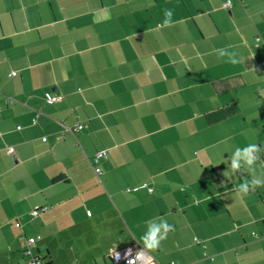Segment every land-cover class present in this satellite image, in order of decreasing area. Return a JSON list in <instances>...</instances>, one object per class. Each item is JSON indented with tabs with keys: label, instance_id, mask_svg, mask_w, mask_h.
Instances as JSON below:
<instances>
[{
	"label": "crops",
	"instance_id": "crops-1",
	"mask_svg": "<svg viewBox=\"0 0 264 264\" xmlns=\"http://www.w3.org/2000/svg\"><path fill=\"white\" fill-rule=\"evenodd\" d=\"M226 2L0 0V264H124L160 219L155 264H264V0Z\"/></svg>",
	"mask_w": 264,
	"mask_h": 264
},
{
	"label": "clouds",
	"instance_id": "clouds-1",
	"mask_svg": "<svg viewBox=\"0 0 264 264\" xmlns=\"http://www.w3.org/2000/svg\"><path fill=\"white\" fill-rule=\"evenodd\" d=\"M172 15L173 12L171 9L164 10V25L168 26L172 23ZM221 57L227 56L228 63L232 65H236L241 62L238 58V54L236 52H229L226 49H218L217 50ZM260 148L256 144H251L243 149L237 148L234 154L231 157V169L233 172L239 170L242 166H248L249 170L252 172L255 177V168L253 165L255 161L259 159ZM264 185V179L254 178L252 181L245 180L239 185V192L247 194L251 188L258 187ZM170 231H174V227L169 225L166 220L160 219L159 222L149 221L148 222V230L142 236V249L136 251L135 256L131 259H127V264H137V262H141L145 260V253L147 251H153L160 247L161 242L167 238V235ZM114 258L119 261L120 254L113 253ZM131 250L125 253V258L131 256Z\"/></svg>",
	"mask_w": 264,
	"mask_h": 264
},
{
	"label": "built area",
	"instance_id": "built-area-1",
	"mask_svg": "<svg viewBox=\"0 0 264 264\" xmlns=\"http://www.w3.org/2000/svg\"><path fill=\"white\" fill-rule=\"evenodd\" d=\"M231 6V0H227V2L225 3V7H229ZM14 75V73L12 74ZM53 100H49V103H52ZM34 121V120H33ZM20 128V127H18ZM82 129V126L81 125H76L75 127L73 128H69L67 131L74 134L78 131H80ZM46 140V138H44V141ZM9 152L12 153L13 152V149L12 148H9ZM106 155L105 152H99L98 154H96L95 156V162L98 161L99 158L101 157H104ZM95 171L97 174H100V168L96 167L95 168ZM141 188H145L147 189V191L149 193H152L153 192V188H151L149 186V184L147 183H144L142 186L140 187H135V188H132V189H127V192H137L139 191ZM47 210V207H41V208H37V209H34L31 211V215L32 216H37L39 215L41 212H44ZM38 239H40L39 237L38 238H27L24 240V243H23V247H24V256L25 258L27 259V262L28 264H42L40 259L35 256L33 254V252L31 251V245L34 244ZM195 241L199 244L200 242L195 239ZM141 248H139L138 245H133V246H128V247H124L122 249H120L118 251V253L120 254V260L124 263V264H127V259H131L135 256V253L136 251L140 250ZM129 250H131V253L132 255L125 258V253L128 252ZM72 264H79V263H72ZM137 264H141V262H137ZM143 264H155L154 261L152 259L149 258V255L147 254V252L145 253V260L143 261ZM171 264H174V263H171Z\"/></svg>",
	"mask_w": 264,
	"mask_h": 264
},
{
	"label": "rangeland",
	"instance_id": "rangeland-1",
	"mask_svg": "<svg viewBox=\"0 0 264 264\" xmlns=\"http://www.w3.org/2000/svg\"><path fill=\"white\" fill-rule=\"evenodd\" d=\"M130 189H132V188H130ZM106 215L108 217H110L108 214H106ZM101 218H103V217L101 216ZM116 225H117V223H115L114 227L109 230L110 232L108 231V233H105V234H104V232L107 229L106 227L96 230L94 235L100 236V239L98 240V242H94L95 236L93 234L90 235L89 240L96 243L95 244L96 246L94 247V251L101 252L100 249H105V247H109L114 242V239L117 237V234H119V231H120V229L118 227H115ZM107 227H109V225ZM114 234H115V237H113ZM83 246L84 245H81V247H83Z\"/></svg>",
	"mask_w": 264,
	"mask_h": 264
},
{
	"label": "bare ground",
	"instance_id": "bare-ground-1",
	"mask_svg": "<svg viewBox=\"0 0 264 264\" xmlns=\"http://www.w3.org/2000/svg\"><path fill=\"white\" fill-rule=\"evenodd\" d=\"M103 158V157H102ZM100 159V158H99ZM95 163H97V162H95ZM134 193V192H133Z\"/></svg>",
	"mask_w": 264,
	"mask_h": 264
}]
</instances>
